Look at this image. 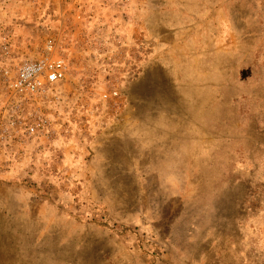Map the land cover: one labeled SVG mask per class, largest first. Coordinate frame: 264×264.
<instances>
[{"label": "rangeland", "instance_id": "374dc122", "mask_svg": "<svg viewBox=\"0 0 264 264\" xmlns=\"http://www.w3.org/2000/svg\"><path fill=\"white\" fill-rule=\"evenodd\" d=\"M7 34L69 71L48 135L0 129V264H264V0H0Z\"/></svg>", "mask_w": 264, "mask_h": 264}, {"label": "built area", "instance_id": "2783aa9c", "mask_svg": "<svg viewBox=\"0 0 264 264\" xmlns=\"http://www.w3.org/2000/svg\"><path fill=\"white\" fill-rule=\"evenodd\" d=\"M9 37L7 34L3 38L0 57V129H12L28 137L46 136L51 122L43 108L66 80L68 64L53 41L40 58L21 62Z\"/></svg>", "mask_w": 264, "mask_h": 264}]
</instances>
